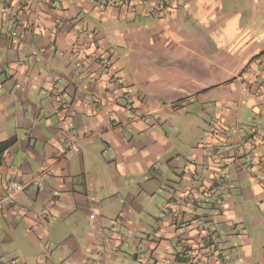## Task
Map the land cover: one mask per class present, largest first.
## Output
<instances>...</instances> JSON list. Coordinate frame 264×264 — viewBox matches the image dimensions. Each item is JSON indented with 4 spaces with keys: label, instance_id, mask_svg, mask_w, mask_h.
Instances as JSON below:
<instances>
[{
    "label": "crops",
    "instance_id": "1",
    "mask_svg": "<svg viewBox=\"0 0 264 264\" xmlns=\"http://www.w3.org/2000/svg\"><path fill=\"white\" fill-rule=\"evenodd\" d=\"M0 5V264H264V0Z\"/></svg>",
    "mask_w": 264,
    "mask_h": 264
},
{
    "label": "built area",
    "instance_id": "2",
    "mask_svg": "<svg viewBox=\"0 0 264 264\" xmlns=\"http://www.w3.org/2000/svg\"><path fill=\"white\" fill-rule=\"evenodd\" d=\"M54 7L58 6V2H52ZM95 6L101 10L108 7H116L119 9L127 10L130 13L142 12L144 15L151 16L157 21H164L169 18L172 11L178 8V0H95ZM2 8V5H0ZM11 35L15 37V33L11 32ZM15 42V38H13ZM104 69L108 66V61L104 60ZM59 120H63L61 112L58 111ZM73 115V113H71ZM79 151V138H70L67 142V148L62 151L61 154L74 153ZM61 155L56 156L59 159ZM52 165H46L41 168L37 173L32 174L25 182L10 181L5 192L0 195V212L6 207H9L14 203L16 196L26 190L29 186H38L45 179L52 175ZM228 193L227 185L223 182L219 183L214 188V206L218 211L225 200ZM93 218V215L90 216ZM2 258L0 257V262Z\"/></svg>",
    "mask_w": 264,
    "mask_h": 264
},
{
    "label": "trees",
    "instance_id": "3",
    "mask_svg": "<svg viewBox=\"0 0 264 264\" xmlns=\"http://www.w3.org/2000/svg\"><path fill=\"white\" fill-rule=\"evenodd\" d=\"M14 142H15V138H14V137H10V138H8L7 140L2 141V142L0 143V149L3 150V149H5V148L11 146Z\"/></svg>",
    "mask_w": 264,
    "mask_h": 264
}]
</instances>
